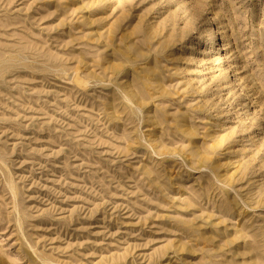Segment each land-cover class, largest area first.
<instances>
[{"label":"rangeland","instance_id":"1","mask_svg":"<svg viewBox=\"0 0 264 264\" xmlns=\"http://www.w3.org/2000/svg\"><path fill=\"white\" fill-rule=\"evenodd\" d=\"M0 264H264V0H0Z\"/></svg>","mask_w":264,"mask_h":264}]
</instances>
